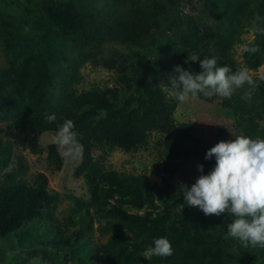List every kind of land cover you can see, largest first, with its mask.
Here are the masks:
<instances>
[{"label": "trees", "instance_id": "1", "mask_svg": "<svg viewBox=\"0 0 264 264\" xmlns=\"http://www.w3.org/2000/svg\"><path fill=\"white\" fill-rule=\"evenodd\" d=\"M102 5L105 7L98 10L87 6L83 0H41L43 14L35 18V23L34 18L30 23L33 36L29 39L13 16L0 18V40L8 51L16 49V56L9 59L8 66L0 68V110L6 112L10 120L5 128H0V161L9 158L13 144L21 147L30 144L37 151L40 134L56 131L64 120L71 119L75 125L73 131H76L77 140L83 148L74 174L82 176L87 182V208L98 212L106 209L114 217L128 222L132 235L122 234L112 227L107 230L110 232L108 240L98 244L89 237L84 238L83 231L74 235L67 233L54 222L52 207L57 195L48 188L46 174L39 172L30 179L9 172L5 174L8 183L0 187V237L24 228H27V234H31L38 219L43 222L45 237L53 239L57 248L67 247L70 254H74L77 248L73 245L76 242L88 248L87 257L94 259L98 256L104 264H138L143 249L141 242L153 246L154 238L159 237H167L173 247V254L159 257V264H225L221 252L201 248L197 231L191 232L185 225L178 228V222L184 224V219H178L177 215L174 218L168 216L174 205L168 203L163 214L154 213L153 216L129 212L124 207V204L139 207L146 202L153 203L156 196L164 197L172 192L165 191L146 173L106 168L104 155L95 157V148L132 151L145 144L149 129L169 131L176 126L171 116V103L166 99L158 78H149L143 73L137 75L133 83L124 70L125 64L130 61L129 53L114 49V53L121 57L119 62L102 55L105 47H110V42L139 49L149 47L159 34L171 29L163 22V17L176 5V0H130L129 3L127 0H105ZM198 28L196 20L186 21L185 30L179 33L178 38L184 50L189 49L203 58L216 57L219 66L231 67L232 59L228 60L229 51L225 45L227 36H218L212 47L207 35L209 30L205 27V33L199 34ZM235 33L236 29L232 35ZM50 34H53V39L58 34L75 36V46L83 50L81 60L102 58L107 67H117L121 79L127 83L124 102L118 104L119 95L114 89L93 87L78 91L74 87L76 68L72 69V76L55 72L53 66L58 63L56 51L48 42ZM172 57L173 54L165 61L160 59V62L170 65ZM220 57L227 60L221 61ZM232 71H235L233 66ZM60 81L63 82L60 99L55 103L52 101V90ZM231 100L234 103L237 101L236 108L242 105L240 98L233 97ZM45 113H54L56 120L48 123ZM229 125L231 122L228 119L208 131L201 130V124L193 126L187 122L178 125V130L192 141L188 145L192 159L171 165L182 169V178L189 187L201 174L197 170L199 163H195L194 159L200 164L203 162L204 174L209 173L212 169L208 165L214 168L216 161L214 158L206 160V152L223 139ZM172 146L176 149L175 143ZM48 148L50 163L56 170L61 169L64 159L58 146L52 142ZM17 168L25 169L21 157ZM114 195H117L115 203L110 199ZM224 238V234H220L216 245L221 247ZM80 255L84 256V253Z\"/></svg>", "mask_w": 264, "mask_h": 264}, {"label": "rangeland", "instance_id": "2", "mask_svg": "<svg viewBox=\"0 0 264 264\" xmlns=\"http://www.w3.org/2000/svg\"><path fill=\"white\" fill-rule=\"evenodd\" d=\"M83 1L87 6L98 10L105 7L102 5L105 0ZM127 2L129 3L130 0ZM42 14L41 0H0V18L13 16L23 27L25 37L28 39L33 36V27L30 23L33 18L35 23V18ZM256 18L259 26L264 27V0H176V5H173L163 17V22L171 29L159 34L149 47L139 49L110 42L108 44L110 47L107 45L102 54L119 62L121 57L114 53V49L129 53L130 61L125 64L124 70L133 83L137 75L143 73L149 78H158L166 99L171 103V116L176 125L169 131L159 128L149 129L145 144L132 151L127 152L121 148L112 151L95 148V157L104 155L106 168L127 173H146L162 185L165 191L172 192L164 197L156 196L153 203L146 202L139 207L124 204V207L129 212L153 216L154 213L163 214L168 203L174 205L171 213L167 214L173 218L177 215L178 219H184V224L178 222V228L185 225L187 230L197 231L201 248L221 252L225 264H264V249L244 248L232 238H224L221 247L217 246L215 242L220 234H224V237L227 235V224L231 222L232 217L227 212L220 216L205 215L198 207L187 205L179 190L180 184H187V181L182 178V169L172 167L171 164L186 163L192 159L188 152V145L192 141L178 130V125L182 123L190 122L193 126L201 124V130L208 131L212 126L217 127L219 123L222 124L228 119L231 125L226 129L227 133L221 141H232L239 134L251 138H264V80L259 79L260 75L264 74V35L256 32L252 26ZM188 19L196 20V25L199 27L197 33H205L206 28L209 30L207 35L212 41V47L215 46L218 36H227L225 45L229 51L228 60L232 59L235 70L246 67L253 76L254 88L248 89L245 85L244 89H237L231 96L242 99L245 90L252 92L250 99H242L239 108L235 107L236 100L234 103L233 100L230 101L231 98L220 96L208 98L201 94L196 98L190 97L183 103L170 96L169 77L176 75L175 66L180 65L196 73L202 70L199 61L188 60V56L193 53L189 49L184 50L178 41L179 33L185 30ZM25 21L29 23L26 24ZM235 29V35H232ZM75 38V36L58 34L53 39V34H50L48 42L56 51L55 58L58 63L53 66L54 71L64 76H72V69L76 68L74 79L77 81L74 82V87L78 91L93 87L114 89L119 95L118 104H122L128 89L127 83L120 77L118 68L107 67L102 58L81 60L83 50L75 46ZM42 43L44 44L45 41L42 40ZM250 43H255L260 50L255 54L246 52L245 47ZM84 50L91 51L89 48ZM171 54H173L172 64L163 65L160 59L165 61ZM15 56L16 49L8 51L5 43L0 40V68L8 66L9 59ZM203 59L200 55V60ZM220 60L227 59L220 57ZM61 84L63 82L60 81L52 90V101L55 103L60 99ZM251 107L255 109L251 110ZM9 122L6 112L0 110V128H5ZM56 131H47L38 136L37 151H34L30 144L25 147L13 144L9 158L0 161V187L8 183L5 179L6 173L14 172L17 176L22 175L32 179L37 173L43 172L48 178V188L57 195L56 203L52 207L56 219L54 222L61 225L67 233L74 235L83 231L84 238L89 237L98 244L108 240L110 232L107 230H111L112 227H116L122 234L131 236L128 222L114 217L106 209L98 212L91 207L87 208L89 200L87 182L82 176L74 174L81 154L73 158L61 156L64 161L59 170L50 163L48 145L53 142ZM174 143L176 149L172 146ZM59 151L62 153L63 150L59 149ZM20 157L25 165V169L21 170L17 168ZM212 158L215 160V156ZM194 162L201 163L195 159ZM208 166L209 169H213V166ZM116 198L117 195H114L110 199L115 203ZM37 221L38 223L33 225L31 234H27V228H24L0 237V264H104L98 256L94 259L87 257L88 248L79 246L74 241L73 247L77 248L74 254H70V249H66L67 247L57 248L53 244V239L45 237L43 222L38 219ZM141 245L143 249L138 264L161 262L158 256L149 255L148 249L152 245L145 244L144 241ZM81 253H84V256H81ZM205 260L207 261L206 257Z\"/></svg>", "mask_w": 264, "mask_h": 264}, {"label": "clouds", "instance_id": "3", "mask_svg": "<svg viewBox=\"0 0 264 264\" xmlns=\"http://www.w3.org/2000/svg\"><path fill=\"white\" fill-rule=\"evenodd\" d=\"M254 19L252 26L264 35V27ZM259 47L250 43L245 47L249 54H255ZM188 60L199 61L201 71L196 73L175 66L176 75L169 77L170 96L183 103L198 95L211 98L220 96L231 98L234 91L255 87V80L246 67L234 72L230 66H219L216 57L193 53ZM259 79L264 80V74ZM252 92L245 90L242 99H250ZM48 123L56 120V115L44 114ZM71 119L58 126L53 143L62 149V156L73 158L82 152ZM215 156V166L204 174V165H197L201 173L190 187L181 183L179 190L189 206L198 207L205 215L220 216L227 212L232 220L227 224L225 239L232 238L244 247L264 249V138H251L244 134L236 135L232 141H220L207 150L205 159ZM149 255L168 257L173 247L167 237L154 238ZM148 258V257H145Z\"/></svg>", "mask_w": 264, "mask_h": 264}]
</instances>
